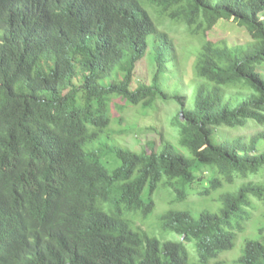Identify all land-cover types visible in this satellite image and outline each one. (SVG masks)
Instances as JSON below:
<instances>
[{
    "label": "trees",
    "instance_id": "16d2710c",
    "mask_svg": "<svg viewBox=\"0 0 264 264\" xmlns=\"http://www.w3.org/2000/svg\"><path fill=\"white\" fill-rule=\"evenodd\" d=\"M220 22L249 42L208 40ZM179 26L194 56L186 95L164 84ZM144 59L149 84L135 81ZM158 105L177 107L159 146L102 137L122 110ZM158 192L166 209L185 207L160 218L179 242L127 219L151 214ZM260 222L264 0H0V264H189L193 242L198 263L214 264L239 238L231 264H264Z\"/></svg>",
    "mask_w": 264,
    "mask_h": 264
},
{
    "label": "rangeland",
    "instance_id": "374dc122",
    "mask_svg": "<svg viewBox=\"0 0 264 264\" xmlns=\"http://www.w3.org/2000/svg\"><path fill=\"white\" fill-rule=\"evenodd\" d=\"M149 4L145 6L149 10ZM151 11V10H150ZM152 16V15H151ZM152 19L156 23L154 17ZM176 23V22H171ZM178 27V26H175ZM184 30L181 35L178 28H174L177 34H170L171 38L174 39L177 51L179 52L180 62L176 69V74L174 76H167L164 84L170 86L172 83H178L182 89H184V95L189 91L188 85L193 81V54L187 52L188 46L191 45V38L189 33L184 27L179 26ZM181 35V36H180ZM208 40L212 42H219L226 40L231 47L237 48L245 45L249 42V36L247 33L238 28L231 22H220L214 26V28L207 34ZM189 51V50H188ZM152 69L148 64L147 60H142L138 63L135 70V81H143L149 84L152 78ZM177 107L170 106L165 108L163 105H158L155 111H149L148 114L144 115L138 110L132 108H127L122 110V121L115 122L112 125L113 133L110 135H103L102 137L110 142L117 143L120 146L129 149L131 151H140L141 149H146L148 147V142H153L155 146H159L161 139H170L171 135H174L172 127L169 126L168 118L175 113ZM175 143V142H174ZM143 199H146V194H144ZM153 200L155 203V208L151 214L147 217L137 216V222H133L136 216L129 215L127 219L131 220L132 228H141L147 232L151 237L156 238L161 243L166 241H176L181 240L180 236L173 232H165L161 229L160 218L163 213L170 209H183L181 204H172L171 207L167 208V203L170 202V195L167 192H158L153 195ZM194 200V199H191ZM200 204H194L191 209L194 216H198V212L195 208L200 207ZM123 207V206H121ZM257 214V213H256ZM132 218V219H131ZM259 226L264 229V222H260ZM259 227L254 228L250 225L247 229V234H251L253 237L258 236ZM264 233V232H263ZM242 238H239L238 243H236L235 251L230 254H223L214 264H231L233 259L238 256L239 248L242 245ZM194 243V242H193ZM190 243L187 245V250L189 254V264H199L197 260V255L195 252V243Z\"/></svg>",
    "mask_w": 264,
    "mask_h": 264
}]
</instances>
